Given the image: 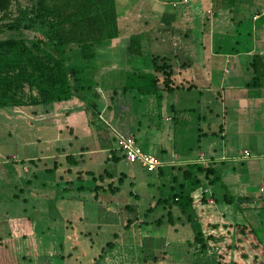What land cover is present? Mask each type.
<instances>
[{"label": "rangeland", "instance_id": "374dc122", "mask_svg": "<svg viewBox=\"0 0 264 264\" xmlns=\"http://www.w3.org/2000/svg\"><path fill=\"white\" fill-rule=\"evenodd\" d=\"M21 31L28 39L34 34L30 29ZM146 60L153 67L152 59L146 57ZM164 61L157 58L154 64ZM119 68L125 79H136L127 67ZM110 74V71L84 73L78 83L83 90L73 92L66 100L0 108V236L30 231L38 264H213L211 254L197 252L192 231L178 209H170L169 219L164 204L154 201L175 191L170 175L178 176L176 165L165 164L170 160L168 149L160 148L169 147L177 154L182 150L197 154L211 134L214 135L211 132L215 131L221 112L214 111L215 106L208 114L209 125L194 120L182 128L173 119H162L163 116L174 118L178 113L163 106L156 109L160 116L151 120L148 115L152 112L148 109L150 112L146 113L147 106L135 88H112L111 85L120 82L105 80ZM128 84L134 85L130 80L124 82ZM194 90H188L186 98L183 96L186 91L176 87L170 93L162 90L159 93L162 91L165 100L174 102L177 109L187 106V114L197 116L204 111L196 105ZM204 113L207 115L208 111ZM237 119L240 123L249 119V129L245 132L225 129L227 134L234 135H225L221 143L215 138L213 145L216 147L218 143L221 149L224 146L223 155L227 156L229 150H235L234 153L248 144L251 156H259L251 148L258 147L264 138L263 120L242 114ZM112 131L135 136L142 149L164 161L160 166L163 174H158L157 169L146 171L122 158L114 161L112 157L120 154ZM200 132L202 135H197ZM65 154L73 155L77 161L68 163ZM233 163L237 165V174L253 171L251 167L239 166L243 160ZM261 163L263 159L256 161L258 166ZM226 191L238 197L237 191ZM26 220L28 227H21ZM253 228L264 244L263 230L254 225ZM108 241L114 243L110 248L104 247Z\"/></svg>", "mask_w": 264, "mask_h": 264}, {"label": "trees", "instance_id": "16d2710c", "mask_svg": "<svg viewBox=\"0 0 264 264\" xmlns=\"http://www.w3.org/2000/svg\"><path fill=\"white\" fill-rule=\"evenodd\" d=\"M21 29L34 34L28 39ZM117 34L114 0H0V108L69 99L73 92L83 90L78 83L84 73H92L94 65L89 62L94 60V48ZM140 38L134 34L127 40L131 60L146 54ZM150 58L153 73L132 72L136 79L127 81L134 85L122 90L135 88L138 97L153 95L158 108L161 92L174 88L172 71L165 62L154 64L162 57ZM249 64L252 75L248 84L264 88V57L253 54ZM112 158L116 161L122 156ZM64 159L77 161L71 154H65ZM175 168L178 176L170 175L175 191L154 203L164 204L168 218L172 207L178 209L192 231L197 252L206 255L211 241L213 264H264V245L241 213L242 197L227 193L211 165L188 162ZM103 173L108 176L105 170ZM157 173L162 175L163 169L158 167ZM217 182L223 189L220 197L206 190ZM200 214L203 218L197 216ZM208 228L213 232L205 235ZM32 235L0 237V264H38ZM113 245L108 241L104 247Z\"/></svg>", "mask_w": 264, "mask_h": 264}, {"label": "crops", "instance_id": "0c3cea01", "mask_svg": "<svg viewBox=\"0 0 264 264\" xmlns=\"http://www.w3.org/2000/svg\"><path fill=\"white\" fill-rule=\"evenodd\" d=\"M248 8L252 9L247 12ZM114 9L118 34L95 50L92 73L110 71L111 74L105 80L116 81L117 84L120 82V85L113 84L111 87L122 88L127 79L121 75L119 66L127 67L134 73H153L150 64L146 63V57H162L172 67V87L186 91L184 98L188 90L194 88L197 107L202 112L208 111L207 115L204 112L197 116L188 115L187 106L177 109L174 107L175 103L171 100L168 103L161 93L163 99L158 109L168 106L173 112L179 113L174 118L163 116V120L173 119L182 128L194 120L203 126L205 122L209 125L208 114L216 106L214 111L221 112V119L216 121L215 131L211 132L214 135L211 134V138L203 143L200 151L191 155L188 150H182L181 154H177L173 149V152L170 151L169 147L160 148L169 151L170 160L165 164L182 166L188 162H199L202 165L216 163L213 166L219 177L226 179H220L219 182L230 189V192H238V197H242L240 209L244 217L252 226L260 227L264 232V191L258 190L259 187H264V163L260 166L256 164V161L264 160V138L260 140L258 147L251 148L255 153H260L259 156H251L248 144L234 153L232 151L235 150H229V154L224 156L225 147L221 149L218 145L224 142L225 135H234L230 132L227 134L225 129L231 131L235 128L234 132L249 129V119L246 123H240L237 121L238 114L264 122V88L250 87L248 84L252 75L249 64L251 55L264 57V0H114ZM134 34L141 35L140 40L146 54H141L143 58L138 56L131 60L127 40ZM155 74L160 81V75L157 72ZM243 84L245 89H242ZM141 98L142 103L147 106L146 113L152 112L148 115L151 120L160 116L156 105L154 106L153 95ZM197 135L201 136L202 133ZM254 135H257V131H254ZM215 138H218L216 147L213 145ZM164 146H167L166 143ZM244 150L247 151L246 156L243 154ZM242 160L246 163L239 166L251 167L252 172L236 173L237 165L233 162ZM161 161L164 164L162 159ZM223 162H228L229 165H223ZM253 176L256 178L251 180ZM250 181L256 183V186ZM208 187L216 197L223 193L218 182L207 186V191ZM27 223V220L24 221L21 227H28Z\"/></svg>", "mask_w": 264, "mask_h": 264}, {"label": "built area", "instance_id": "2783aa9c", "mask_svg": "<svg viewBox=\"0 0 264 264\" xmlns=\"http://www.w3.org/2000/svg\"><path fill=\"white\" fill-rule=\"evenodd\" d=\"M183 1H187V0H183ZM252 18H255V16H253ZM112 134H113L115 146L124 161L128 163H137L146 171H155L158 167L162 165V161L157 156H155L148 150L142 149L136 143L135 138L131 133H118L116 131H112ZM243 154L246 156L247 151L244 150ZM258 190L260 192L264 191V187H259ZM207 201L212 202V198L208 197ZM197 216L203 218V214ZM8 223L10 224V221H8ZM27 232L31 233L30 231ZM27 232H22V233H27ZM212 232L213 229L208 228L205 235ZM213 249H215V247L212 245V242L208 241V249L206 251V254H212Z\"/></svg>", "mask_w": 264, "mask_h": 264}]
</instances>
